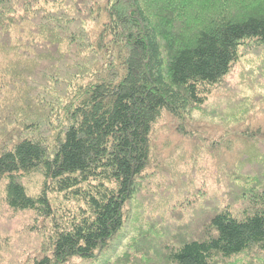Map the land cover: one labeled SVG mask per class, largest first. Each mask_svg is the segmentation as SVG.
<instances>
[{"label": "trees", "instance_id": "trees-1", "mask_svg": "<svg viewBox=\"0 0 264 264\" xmlns=\"http://www.w3.org/2000/svg\"><path fill=\"white\" fill-rule=\"evenodd\" d=\"M261 89L264 0H0V264H264ZM175 148L222 197L175 206Z\"/></svg>", "mask_w": 264, "mask_h": 264}, {"label": "rangeland", "instance_id": "rangeland-1", "mask_svg": "<svg viewBox=\"0 0 264 264\" xmlns=\"http://www.w3.org/2000/svg\"><path fill=\"white\" fill-rule=\"evenodd\" d=\"M240 66H235L233 68V70L230 73L229 76V80L230 81H234L235 79V74L238 72ZM261 91H264L261 89ZM245 94V93H244ZM195 118H199L202 119L200 120V129H208L206 125L211 124L212 125H218V123L216 122H208L209 119L206 117H203L200 115V113L197 112V114H195ZM256 125L262 126L264 127V113H261V115L256 119ZM205 135H207V133L205 132ZM176 139V138H175ZM180 144V143H179ZM183 147L185 146L186 148L189 149V143L188 141H186L183 144H180ZM176 146V145H175ZM172 142H171V138L168 140V142L166 141V137L165 136H161V141H159V143L157 144V147L159 148V153H166V151H170L173 149ZM179 147V146H177ZM206 148V147H203ZM176 149V150H175ZM175 154L173 153L174 158L173 159H177V167L180 171L179 176L184 178V182H185V189H178L175 187H171L169 188V190H167V193L169 195H177L178 194V201L177 203L175 202V206L178 207V205L183 206L182 202H184V204L186 203V201H183L181 198L183 199H189L190 200H195L198 203L201 201V199L204 198H214V197H222V187L216 185L213 181V174H214V170H215V164L214 162L216 161L217 158H215V154L211 153L210 158L209 156L203 157L201 155H207L206 153V149H201L199 154L197 156H195V158H191V157H187L184 156H180V150L178 148H175ZM220 157V153L219 156ZM186 158V159H185ZM221 158V157H220ZM162 176L160 175L157 178H161ZM174 177V175H173ZM178 178V174L176 175V179ZM175 179L176 182L177 180ZM156 181H158V179H155ZM154 180V181H155ZM166 178L161 182L162 185L165 184ZM181 192H184L181 194ZM223 200V198H222ZM209 202V201H208ZM171 210V209H170ZM188 210L187 208H185V211ZM183 211V210H181ZM169 212V208L166 210V214ZM190 215V214H189ZM206 212H203L201 214L200 219L203 220L205 219ZM28 217L29 214H25V215H19V214H15L13 215L12 213L5 211L1 212L0 211V230H1V226L4 225L5 223L9 224L8 229L10 230L11 236H9V238L6 239V242L8 245L3 246V248L1 250H4L6 246L10 247L9 250L5 251V252H1L4 253V255H2V258L4 259V263L8 262V258L10 255H14V258L17 256V253L19 251V245L21 244V237L24 234V231L27 228V221H28ZM199 222V223H202ZM128 235V234H127ZM121 238V240L115 242L116 246H113L114 248L112 250H119L121 249V246L123 245V242L125 241L126 236ZM26 237V235H25ZM4 245V242L2 243ZM116 247V248H115ZM111 250V248H110ZM109 250V252H110ZM16 259V258H15ZM97 261H94V263H96Z\"/></svg>", "mask_w": 264, "mask_h": 264}]
</instances>
